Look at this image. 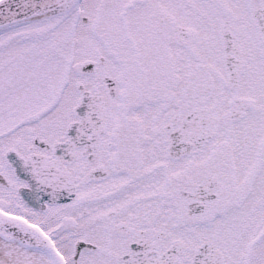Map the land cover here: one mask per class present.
<instances>
[{"label":"snow or ice","instance_id":"1","mask_svg":"<svg viewBox=\"0 0 264 264\" xmlns=\"http://www.w3.org/2000/svg\"><path fill=\"white\" fill-rule=\"evenodd\" d=\"M0 264H264V0H0Z\"/></svg>","mask_w":264,"mask_h":264}]
</instances>
